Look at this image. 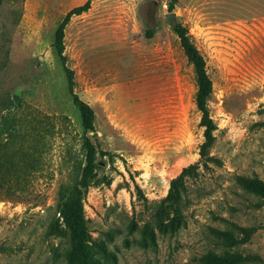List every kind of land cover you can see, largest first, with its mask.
Masks as SVG:
<instances>
[{"label":"rangeland","instance_id":"obj_1","mask_svg":"<svg viewBox=\"0 0 264 264\" xmlns=\"http://www.w3.org/2000/svg\"><path fill=\"white\" fill-rule=\"evenodd\" d=\"M84 1L0 0V264H222L206 256L224 247L212 227L231 231L230 250L246 256L234 264H264V0H176L172 10L170 0H91L71 16L65 65L106 152L82 200L83 258L54 213L58 186L84 150L52 42ZM176 23L212 82L206 156L196 75ZM190 164L176 208L164 198ZM54 218L63 230L48 235Z\"/></svg>","mask_w":264,"mask_h":264},{"label":"trees","instance_id":"obj_2","mask_svg":"<svg viewBox=\"0 0 264 264\" xmlns=\"http://www.w3.org/2000/svg\"><path fill=\"white\" fill-rule=\"evenodd\" d=\"M176 0H170L169 9L172 10ZM91 0H85L83 3L75 5L67 10L63 19L55 29L54 39L52 45L59 59L63 63L66 77L68 79V89L72 96V102L79 111L80 124L82 126L81 147L84 150L83 160L74 161L69 168L66 180L62 181L57 189L56 203L54 207V213H59L64 220L65 230L69 231L71 241L75 246V250L81 257H85L84 240L86 236L85 232V220L83 212V196L86 193L88 187L95 182H98V174L96 168L100 162L97 160V154L104 155L105 151L99 150L96 142L92 141V136L95 138V113L90 104L79 98V96L73 91V71L70 67L65 65V56L63 54V37L64 27L70 20L71 16L78 15L86 11L90 7ZM175 34L179 39V43L183 52L190 64H192L196 80L197 90L195 93V103L197 109L201 112L199 124L204 126L205 141L200 145V152L202 156H206L207 148L211 145L212 130L214 129L213 120L210 118L209 110L207 108V99L211 92L212 82L206 71V64L203 55L192 41L191 35L188 33L186 26L176 23L173 27ZM147 36H151V31H148ZM87 132L93 134L88 135ZM96 139V138H95ZM34 156L38 155V145L33 147ZM39 164L38 159L32 161V167H36ZM195 168L194 164H190L183 167L178 175L170 180V186L166 197L164 198L168 203L173 204L178 208V204L181 200V196L185 190L184 177ZM58 219L54 218L50 222L48 228V235L61 234V225L57 222ZM211 234L219 235L224 238L223 250L220 254H217L213 249L207 251L206 256L210 262L213 259L219 257L222 264H234L237 262H244L246 256H241L237 251L230 250L229 246L234 243V239L231 231L228 229H220L212 227Z\"/></svg>","mask_w":264,"mask_h":264},{"label":"water","instance_id":"obj_3","mask_svg":"<svg viewBox=\"0 0 264 264\" xmlns=\"http://www.w3.org/2000/svg\"><path fill=\"white\" fill-rule=\"evenodd\" d=\"M167 16L170 21H172L175 17L173 12H168Z\"/></svg>","mask_w":264,"mask_h":264}]
</instances>
